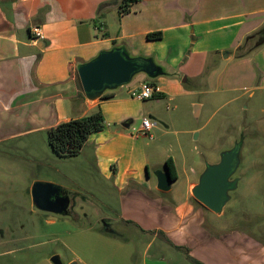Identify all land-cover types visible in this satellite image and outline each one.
I'll use <instances>...</instances> for the list:
<instances>
[{
  "label": "rangeland",
  "instance_id": "obj_1",
  "mask_svg": "<svg viewBox=\"0 0 264 264\" xmlns=\"http://www.w3.org/2000/svg\"><path fill=\"white\" fill-rule=\"evenodd\" d=\"M254 38L252 44L262 40L261 34ZM176 54L172 51L161 59L170 73L148 78L161 88L159 96L138 99L130 95L147 78L142 73L111 90L113 96L104 100L108 105L104 126L125 134L117 153L138 162L140 183L151 188L148 198L159 199L160 205L171 210L186 199V179L196 180L206 163L216 162L221 151L240 140L239 165L232 175L238 178L237 186L229 192L221 213L197 207L205 213L203 228L236 226L264 241L262 73L251 62L242 68L233 58L219 63L209 60L201 66L199 59ZM143 117L153 122L150 138L137 130ZM48 149L44 146L36 156L40 167L27 155L0 152V264H53L52 255L61 264L191 263L159 235L102 220L121 210L118 185L95 166L93 144L71 157L56 156ZM168 155L176 162L178 177L169 190L160 191L155 173ZM35 182L61 189L71 201L70 214L36 208L30 192ZM136 187L147 192L141 185ZM136 206L140 208V203ZM100 228L107 234L98 232Z\"/></svg>",
  "mask_w": 264,
  "mask_h": 264
},
{
  "label": "crops",
  "instance_id": "obj_2",
  "mask_svg": "<svg viewBox=\"0 0 264 264\" xmlns=\"http://www.w3.org/2000/svg\"><path fill=\"white\" fill-rule=\"evenodd\" d=\"M117 1L0 0L1 153L27 155L40 167L36 156L48 147V127L96 108L104 117L108 106L104 100L109 98L88 101L76 65L113 46L124 47L132 56L156 59L166 75L170 72L161 59L173 51L179 57L199 59L201 66L209 60L219 63L232 58L242 68L251 62L264 81V0H137L124 12H118ZM33 26L41 37L30 33ZM155 31L160 32L159 38H146V33ZM252 34H261L259 44H252L254 36L245 42ZM154 86V95L162 94L161 88ZM123 138L125 134L118 129L103 126L88 136L78 152L93 144L95 166L104 178L112 177L118 185L121 213L102 220L159 235L182 258L190 256L204 264H264V241L251 230L202 227L205 213L190 200V187L197 178L186 179V199L173 210L160 205L157 198L149 199L151 188L140 183L138 162L117 153ZM142 156L145 162V153ZM170 157L176 174L173 182L178 176L176 162ZM98 232L107 234L102 228ZM140 264L147 263L143 260ZM150 264L161 263L154 260Z\"/></svg>",
  "mask_w": 264,
  "mask_h": 264
},
{
  "label": "water",
  "instance_id": "obj_3",
  "mask_svg": "<svg viewBox=\"0 0 264 264\" xmlns=\"http://www.w3.org/2000/svg\"><path fill=\"white\" fill-rule=\"evenodd\" d=\"M138 73L148 78L164 75L163 67L156 64L152 58L129 55L124 47L113 46L100 50L87 61L76 65V75L84 97L88 101H96L106 91L128 83ZM196 106V105H195ZM240 140L234 142L231 147L219 153L218 160L214 163H206L197 176L196 182L190 187L191 197L209 211L219 214L224 204L229 200V192L237 186L238 178L233 177L239 165ZM156 188L167 191L172 182L165 168L155 173ZM54 187L49 184L35 182L31 187V200L33 205L43 211L60 214L66 206L51 205L53 197L51 192ZM63 199V200H64ZM53 264H61L57 255L50 256ZM67 264H79L70 261Z\"/></svg>",
  "mask_w": 264,
  "mask_h": 264
},
{
  "label": "trees",
  "instance_id": "obj_4",
  "mask_svg": "<svg viewBox=\"0 0 264 264\" xmlns=\"http://www.w3.org/2000/svg\"><path fill=\"white\" fill-rule=\"evenodd\" d=\"M135 1L137 0H118V12L126 11L129 4ZM145 36L147 39H156L160 37V32L155 31L146 33ZM253 36H255V34L247 36L245 42L251 40L250 38ZM255 44L257 45V42H255ZM149 83L154 86L153 81H149ZM111 96L112 94L110 92H105L101 95L100 99L110 98ZM103 126L104 121L102 113L99 108H96L94 111L81 117L61 121L48 127L45 130V140L51 152L56 156L71 157L78 154L82 145L91 133L101 131ZM163 168L168 171L171 180L176 178L174 165L170 156L164 159ZM192 202L195 206H202L194 199H192ZM187 258L192 264H204L193 257L187 256Z\"/></svg>",
  "mask_w": 264,
  "mask_h": 264
},
{
  "label": "built area",
  "instance_id": "obj_5",
  "mask_svg": "<svg viewBox=\"0 0 264 264\" xmlns=\"http://www.w3.org/2000/svg\"><path fill=\"white\" fill-rule=\"evenodd\" d=\"M30 33L34 36V38L41 37L39 29L35 26L31 27ZM155 93H156L155 86L150 84L149 81L140 82L136 87V90L130 91V95L138 99H147L153 96ZM152 126H153V122L143 117L137 130L140 131V134L150 138L151 135L149 134V131Z\"/></svg>",
  "mask_w": 264,
  "mask_h": 264
},
{
  "label": "flooded vegetation",
  "instance_id": "obj_6",
  "mask_svg": "<svg viewBox=\"0 0 264 264\" xmlns=\"http://www.w3.org/2000/svg\"><path fill=\"white\" fill-rule=\"evenodd\" d=\"M50 194L53 197V201H52L51 205H53V206L59 205L60 206L61 203L64 204V202H65L64 197L66 195L63 191L54 187L53 191ZM66 198H67L66 199V206L63 209H61V212L59 215L66 216V215L70 214L69 211H70V208L72 207V204H71L70 199L68 197H66Z\"/></svg>",
  "mask_w": 264,
  "mask_h": 264
}]
</instances>
